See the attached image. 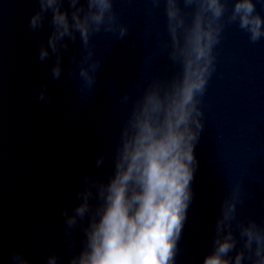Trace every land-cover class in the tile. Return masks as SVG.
Returning <instances> with one entry per match:
<instances>
[{"label": "clouds", "instance_id": "1", "mask_svg": "<svg viewBox=\"0 0 264 264\" xmlns=\"http://www.w3.org/2000/svg\"><path fill=\"white\" fill-rule=\"evenodd\" d=\"M150 2L153 9L163 5L168 38L162 50L179 71L153 77L139 94L131 88L118 94L127 112L115 146L96 155L94 169L85 171L78 182V202L61 211L70 253L67 264H177L195 196L194 149L204 129L201 104L216 70V47L232 24L252 44L264 38V16L254 0ZM64 3L38 0L28 29L41 30L50 14L51 32L46 43H40L38 56L45 64L55 56L48 69L53 80L61 79L62 53L79 37L80 56H70L77 68H69L68 74L78 75L79 94L87 101L102 67L92 37L104 32L123 40L129 28L119 21L114 0H67L68 8ZM36 99L48 102L47 85L40 87ZM108 161L111 169L105 178L97 170ZM244 203L242 183L230 184L219 204L210 250L200 264H264V225L239 217ZM64 256L53 250L44 264H62ZM11 264L30 260L16 251Z\"/></svg>", "mask_w": 264, "mask_h": 264}]
</instances>
